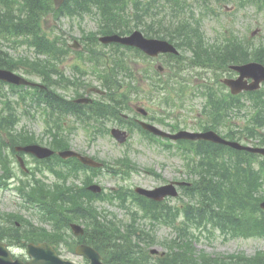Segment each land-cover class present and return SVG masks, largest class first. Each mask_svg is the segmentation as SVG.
Segmentation results:
<instances>
[{"label":"trees","instance_id":"1","mask_svg":"<svg viewBox=\"0 0 264 264\" xmlns=\"http://www.w3.org/2000/svg\"><path fill=\"white\" fill-rule=\"evenodd\" d=\"M39 0H23L24 6L30 9ZM97 3L98 0H83L82 4ZM36 7V6H34ZM37 8V7H36ZM33 17L28 15V19ZM120 27L125 30L123 26ZM117 32L114 27H109L107 33ZM176 37V36H175ZM234 44H231L224 49L217 50V56L215 62L223 64H234L235 62L242 60L245 56L240 57L236 51L233 50ZM257 58V57H256ZM257 61L264 64V57L257 58ZM1 64L7 63L5 60L0 61ZM222 72H225L223 70ZM212 84L204 85V89L212 90L208 91V102L205 107L204 113L207 117L209 127L205 126V129H217L222 122L225 123L226 118L231 113V106L233 104H239L238 100H235L230 95H225L222 91L219 78H213ZM224 90V89H223ZM216 93H215V92ZM252 101L254 103L255 115L252 123L255 125H264V99L263 96L258 94L252 95ZM235 107V106H234ZM120 103L116 101L115 105H110V109L113 111L120 110ZM209 108V111H208ZM14 123V121L12 122ZM223 123V124H224ZM4 126L9 128L5 123ZM250 132V130H248ZM255 132L251 131L250 135L254 136ZM227 139L234 140L232 134L229 133ZM18 142L33 143V138L25 137ZM57 149H61L67 146V143H57ZM192 152L201 157L199 164H193L192 171L198 172L197 175L200 177L201 183L195 185L193 188L186 189L188 196H195L201 193V198L204 200L203 206L205 210L200 212L203 218L200 222L209 221L214 223L221 228V230H228L234 236L253 237L260 236L264 237V212L259 210V203L264 200L262 195L263 187V173L264 170L261 168L259 171H255L249 164L251 158L254 156L233 151L229 148L213 145L210 143L199 142L193 145ZM122 163L127 167H131V162L126 158ZM70 164V161L67 162ZM244 164H248V167H244ZM75 168L81 167L77 163ZM50 192L56 194L47 193L46 196L51 198L53 204L60 207L62 210L61 223L64 224L69 218L83 219L84 221L90 222L95 225L94 237L92 239L93 246L98 249L100 253L105 256L106 260H110L117 263L123 264H147L145 261L147 258L143 256L145 254L138 253L139 256L133 258L127 253H131L133 246L130 244H117V235L110 230L109 224L104 226L99 222L97 211H95L93 205L90 202L82 201L81 198L86 193L82 190L75 192L70 190H52ZM57 195L58 200L54 201L53 197ZM134 203L145 213H163L171 214V208L167 206L157 205L149 202L145 199L137 197L131 192ZM126 195H118V198L125 205ZM41 202L39 194L35 195ZM52 205V204H49ZM94 209V211H93ZM136 213V212H133ZM198 213V212H197ZM187 215L193 214V212H186ZM105 219V218H103ZM186 231L179 229V239L174 244L169 245L168 253L160 262L165 264L169 263H183L187 261L191 262H203L205 264L214 263L215 260L204 255H200L198 258H192V251L186 243ZM189 240V238H188ZM111 244L118 247L117 251ZM127 251H124V248ZM135 252V250H134ZM219 264H264V258H217Z\"/></svg>","mask_w":264,"mask_h":264},{"label":"rangeland","instance_id":"2","mask_svg":"<svg viewBox=\"0 0 264 264\" xmlns=\"http://www.w3.org/2000/svg\"><path fill=\"white\" fill-rule=\"evenodd\" d=\"M232 5L228 4L227 8H230ZM233 14L229 16V18L221 17L219 22L214 23L211 19L204 25L205 32L210 37L211 32L222 30L223 27L228 28L230 30L237 31L238 34L245 39L253 38L254 43L264 42V15L256 14L254 9L248 7L246 10L240 12L236 10V8H232ZM217 11L223 13L224 8H220ZM55 23L52 19H47L44 22V29L49 34H52L56 30ZM224 24V25H223ZM60 27L64 31H67L70 35L74 37H79L81 35V31H95L96 23L93 17L87 16L80 22L74 21L71 22L67 19L62 20L60 22ZM258 29L259 33L251 37L253 30ZM23 51V50H22ZM22 51H19L22 53ZM67 71L69 69L67 68ZM204 72L205 71H201ZM70 96L72 93L69 92ZM189 100L183 99L182 106L184 107L185 103L187 105L186 108H178L174 113H172L171 118L169 119L170 123L180 122L185 126L188 131H198L196 130V116L201 109L202 102L200 99H191L193 102H188ZM192 105V110L189 107ZM241 121V120H240ZM243 123V122H242ZM22 125H26L35 133L42 132V125L37 124L34 121H26L22 122ZM164 130L168 131L169 129ZM71 145L73 150L76 152H81L88 157L99 158L100 160H104L110 164L115 162V160L120 159L122 157L128 156L138 168H140V172L138 174H133L125 180H121L119 178H114L109 176V174H102L96 180V184L101 186L105 193L110 191L111 189L117 190L120 186H125L126 188L131 187L132 189L135 186H139L145 189H152L161 184L168 183L170 181H178L180 179H186V174L183 172V155L176 150L168 151L164 149L161 143L157 142H148L141 136L138 132H134L130 137L129 141L125 145H118L114 140L110 137L105 136L100 139H96L94 142L90 141V139H85L83 134L77 133L71 139ZM146 171L155 172L160 175V178H157L151 174H147ZM80 185V181L78 183ZM181 198L170 200L171 205H177ZM181 201H185L184 198ZM101 208L113 213L117 216L119 220H124L127 215V211L119 209L116 205L112 206L108 202H101ZM0 213L8 214V213H20L25 218L30 220L33 224L39 226L40 222L28 211L24 210L21 204V200L18 197L17 192L13 188L9 191L0 190ZM15 215V214H14ZM79 224V223H77ZM84 226V225H83ZM160 226L155 232V238L158 241L156 246L152 248L160 249V252H164L165 249L161 246L163 244V240L166 236L169 235V231L161 228ZM147 231V229L145 228ZM69 229L67 230V232ZM111 231L116 235L119 232L118 227H112ZM151 231V229H150ZM157 232V233H156ZM153 235V234H152ZM154 238V240H155ZM136 240V238H134ZM138 246L143 247L142 244L145 241L142 237H138ZM70 241L67 243H61L58 245V248L62 251V254L69 260H72L77 263H84V259L75 257L74 254L67 252L70 247ZM18 246V244H14ZM194 248L197 253L205 252L206 255L217 256H231L236 255L237 253H244L246 256H254L257 251H264V239L260 238H250L247 240L242 239H233V240H223L221 236H219L218 231L215 232V238L212 240H208L206 238V234H203L202 237L199 238L197 242H194ZM76 245H74L75 248ZM151 248V249H152ZM149 252L150 249L148 248ZM12 253L15 256L23 257L26 259L25 250L14 249ZM195 252L192 250V254ZM152 256V255H151ZM249 257V258H250ZM248 259V257H246ZM199 264H205L203 262H199ZM219 264V263H217Z\"/></svg>","mask_w":264,"mask_h":264},{"label":"water","instance_id":"3","mask_svg":"<svg viewBox=\"0 0 264 264\" xmlns=\"http://www.w3.org/2000/svg\"><path fill=\"white\" fill-rule=\"evenodd\" d=\"M251 75L257 79L258 81L264 80V69L262 67H253L250 70ZM3 77V75H2ZM4 78V77H3ZM243 80V76L241 77V81L237 82H227L231 87H232V91L233 93L237 94L239 92H241L243 89H245L246 87L243 86V84L241 83ZM256 87H253V89ZM117 138L119 139L120 142H124L125 138L123 135L116 133ZM174 139L177 138H186V139H206V140H210L216 143H222V144H226L229 145L231 147L237 148L239 149V146L233 143H227L223 140H221L218 136H216L213 133H209L206 135H185V134H180L177 136L172 137ZM25 151L27 152H32L35 151L37 154H39L40 156H44L45 153L41 152L44 151L46 152L47 155H49L50 153L47 150H43L40 148H36V147H27L24 148ZM62 157L67 158L68 156H76L74 153L71 152H65L61 154ZM83 161L87 164L90 165H95L92 161L88 160V159H83ZM137 192L148 196L149 198L155 199L157 201H161L163 200L164 196L166 195V188L163 189H159L156 190L155 192H146L143 190H137ZM262 207L264 208V204L262 205ZM45 247H47L46 245H42L39 248H33L32 246L29 247V253L33 256L32 261L29 264H65L63 263L61 260H59L57 257H55V255L51 254V250H46ZM3 246H0V250H1V254L7 258V260L4 259H0V264H22L20 262H15L13 263L10 259V257L8 256V254L3 250ZM92 264H101L100 263V258H96V260L92 259Z\"/></svg>","mask_w":264,"mask_h":264}]
</instances>
